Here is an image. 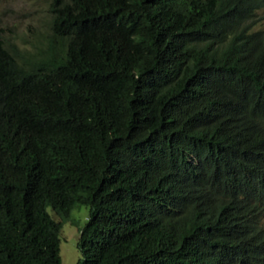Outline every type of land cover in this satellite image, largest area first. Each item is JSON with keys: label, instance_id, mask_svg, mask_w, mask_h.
Returning a JSON list of instances; mask_svg holds the SVG:
<instances>
[{"label": "trees", "instance_id": "1", "mask_svg": "<svg viewBox=\"0 0 264 264\" xmlns=\"http://www.w3.org/2000/svg\"><path fill=\"white\" fill-rule=\"evenodd\" d=\"M48 4L32 51L0 26V264H63L81 204L76 264L263 259L264 0Z\"/></svg>", "mask_w": 264, "mask_h": 264}, {"label": "rangeland", "instance_id": "2", "mask_svg": "<svg viewBox=\"0 0 264 264\" xmlns=\"http://www.w3.org/2000/svg\"><path fill=\"white\" fill-rule=\"evenodd\" d=\"M257 15L261 18L254 27L264 28V8L259 9ZM49 18L48 0H0V26L5 38L21 48L32 51L35 45L42 43L50 32ZM88 214L87 205H77L71 209L69 219L62 222L58 253L63 264H76L81 255L77 239Z\"/></svg>", "mask_w": 264, "mask_h": 264}, {"label": "clouds", "instance_id": "3", "mask_svg": "<svg viewBox=\"0 0 264 264\" xmlns=\"http://www.w3.org/2000/svg\"><path fill=\"white\" fill-rule=\"evenodd\" d=\"M264 8V7H262ZM259 8V9H262ZM258 9V11H259ZM8 41V40H6ZM9 42V41H8ZM11 44L17 46L19 49H25V48H21L19 47L17 44H14L13 42H10ZM252 207H250L248 213L250 216H254L255 221L252 222L251 224L254 226V230L251 231L248 235L250 234H255V233H264V199H263V203H259V201H255L250 202ZM247 236V235H246ZM230 264H245L236 259H232V262ZM250 264V263H247ZM251 264H264V258L263 259H257V261L251 263Z\"/></svg>", "mask_w": 264, "mask_h": 264}]
</instances>
